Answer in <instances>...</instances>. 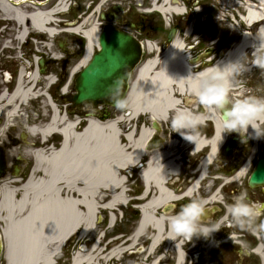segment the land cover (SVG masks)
<instances>
[{
	"label": "bare ground",
	"instance_id": "1",
	"mask_svg": "<svg viewBox=\"0 0 264 264\" xmlns=\"http://www.w3.org/2000/svg\"><path fill=\"white\" fill-rule=\"evenodd\" d=\"M38 1L0 0V16L15 26L17 29L15 39L19 42L29 30L32 33L47 31L49 36L52 35L51 38L59 32L46 29V25L51 26L58 22L56 13L66 8L68 0H56L55 6L49 10L48 5L40 4ZM251 2L255 10L249 8L246 14L248 19L244 20L249 27L248 31L256 24L261 25L256 30L257 36L264 28L263 22H259L264 12V0ZM152 11L165 18L184 13L182 7L173 6L170 0L154 4ZM98 27L99 24L92 22L90 16L82 19L78 25L70 27L68 25L67 32L80 34L85 40L83 56L71 70L70 78L90 61L97 47ZM248 31L242 34L240 43L228 52L226 58L214 65L235 61L248 50L252 52L251 38L255 36ZM189 34L190 27L184 36L187 37ZM141 46L145 53L152 56L135 71V79L124 99L129 113L124 119L120 117L118 120L99 123L93 114L77 132L76 120L68 119L67 113L59 111L55 104L46 101V105L51 106L47 124L41 128L27 129L26 134L39 137L42 144L48 141L49 135L53 132L60 134L61 142L56 150L44 147L25 151L33 159V168L28 180L19 189L10 186L11 183L18 182L17 179L0 180V223L3 224L1 237L5 264H55L62 245L67 243L68 239L72 240L75 235L83 238L98 227L94 219L97 221V214L100 211L118 210V207L127 205L128 198L124 189L128 175L126 172L141 159L144 144L151 135L148 129L143 128L136 134L127 129L133 118L145 116L152 121L166 123L171 121L178 108H186L195 113L197 107L200 114L204 115L202 122L212 123L214 130L212 137L208 140L199 139L196 145L192 143L188 145L194 154L201 149L207 151L196 172L197 181L194 180L181 197L190 198L196 194L199 181L205 177L207 166L213 161L223 142L222 126L214 108L209 110L201 105L192 82L183 79L190 71L200 72L196 66L188 62L189 55L183 41L174 39L160 56L153 55L155 51L152 43L145 42ZM59 57L52 56L53 59ZM37 60L35 57L34 62L37 63ZM23 74L20 70L10 95L0 92V117L5 122L2 124L3 127L2 125V128L0 127V135L6 128V120L16 117L18 109L28 103L31 96L37 95L36 89L40 80L42 78L50 82L53 80L51 76L37 74L36 68L31 76L26 77ZM235 81V76L230 78L229 92L236 90ZM62 93H65V88L62 89ZM255 123L259 127L264 125V117L258 118ZM243 132L254 135L250 126L248 131L243 129ZM174 147L175 144L170 142L166 149L152 153L146 165L139 171L143 186L142 194L138 198L143 204L140 207L141 218L132 235L126 237L120 248L115 247L100 257L102 264H108L111 259L118 258L124 250L131 248L147 229L153 233L149 253L156 249L161 241L169 242L178 237L170 228L169 217L162 214L157 216L166 204L181 199L168 190L169 180L177 175ZM247 167L246 164L235 179L243 177ZM18 191L20 193L17 196ZM206 201V204L218 202L217 193ZM114 218L113 214L110 215L109 228L113 225ZM127 241H130V245L123 247ZM98 248L99 238L87 253L77 250L73 254L71 264H98L100 255ZM177 248L180 251V245L175 247ZM254 253L264 264V251L260 246ZM181 260L182 257L177 256L176 263L180 264Z\"/></svg>",
	"mask_w": 264,
	"mask_h": 264
},
{
	"label": "rangeland",
	"instance_id": "2",
	"mask_svg": "<svg viewBox=\"0 0 264 264\" xmlns=\"http://www.w3.org/2000/svg\"><path fill=\"white\" fill-rule=\"evenodd\" d=\"M161 1L162 0H159L158 3H160ZM244 1L248 2L250 0H195V3L190 6V11L187 10L188 14L183 15V17H185L184 21L181 19V16L175 15L169 17L168 21L169 24H171V20H173L174 23H177L183 27V30H181L179 34H176V38L181 41L184 40L186 51L190 52V55L198 51L194 48L191 49L190 47L197 46V42L199 41L201 50L205 49L206 47H212V45H215L217 49L216 54L217 56H219V54H222V51L220 50L221 48L225 47L224 49L228 51L230 48H232L233 44L235 45L241 39L240 32L241 30H245V26L242 22H240L238 17L243 13V10L240 6L244 4ZM74 2L75 4H73V1L71 3L69 13L61 17L63 21L70 22L71 24L73 23L74 25L76 24V22L79 23L82 21V19L88 18L90 16L92 22H97V12L94 11L95 8H88V5L91 3L89 2V0H74ZM154 14L156 15L154 17L157 19L158 24L163 29V32L160 34L158 33L150 35L148 39H145L142 42L150 41L153 45L158 44L161 48H164L169 45L164 41H166V33L170 26H165V24L167 23V18L156 13ZM229 24H232L230 28L228 26ZM189 26L193 29V33L188 38H185L184 31L188 29ZM98 28L99 30H101V27ZM257 28L258 25H255L253 28H251L250 31L253 33V36H255ZM16 30L17 29L10 21L4 20L0 16V92L5 87L2 74L3 71L8 72L11 77V83L9 85H6L8 91L10 92L15 85V80L20 70L23 71V75L26 77L33 74L35 68L33 59L34 57H38L39 59L40 56L43 55L45 60H50V57H52L53 55L64 57L65 55L63 54V51L59 48V46L61 45L64 49L70 48L74 51L73 57L75 58L71 62L69 69H67V71L63 73V71L60 70L59 65L49 64L46 66V71L48 74L47 76H51L52 78L56 79V84L49 89V94L52 98L53 104H55L56 108L59 111L65 112V110L68 109V105L65 104L66 101H64L62 97L65 95H69L70 97V95L74 94L72 82L73 76L67 87H65V94L61 93V89H63V86L67 84L70 78L71 70L81 59V56L77 57L76 55L79 50V43L81 41H84L85 44V40L76 35L59 34L54 39H50L43 34L33 33V36L37 38V41L32 42L30 40H27V43L25 45L19 47V43L15 39ZM132 34L137 36L136 33ZM38 38L41 41L38 40ZM247 54L249 56L244 57L243 62L247 65V67H251V51L248 50ZM144 56L149 57L151 55L144 53ZM57 60L58 59H55V61L53 60V62L57 63ZM133 75L134 73L132 74V77ZM235 77L237 79L235 81L237 88L236 90L229 92L228 95L230 98L236 100L246 96L264 97V76L262 74L261 68L253 67L251 68V70H249V72H246L245 70L241 71L239 74H236ZM45 82L46 81L43 78L40 80L38 89L36 90L37 95L41 94L44 91ZM126 111V106H124L123 108H117L115 106L114 108H107L105 110V114L109 115L110 118H113L115 115H119L122 112ZM77 113L78 116L82 117L86 113L92 114L94 112L91 106L83 105ZM99 113L100 112L98 110L96 114L100 116ZM50 114V107L46 105V100L44 98H41L36 101H28V103L22 105L18 109V114L16 115V117H12L6 120L7 125L0 135V143L1 146L5 149L8 165H11V160L13 159V157H20V159L23 160V162L20 163L18 167L19 176H6V178L18 180V182L11 183L10 186L19 189V187L28 180L32 172L33 159L30 154L26 153L25 151H33L35 149L49 147L51 146V142H53V148L59 147V143L61 142L60 136H53L51 137V140L48 139V142L42 144L39 137H34L26 134L27 129L44 127L49 120ZM69 118L71 117L69 116L68 119ZM0 119H2V117H0ZM4 123L5 122H3V124ZM9 127L10 129H8ZM8 136L10 138H16L17 142L13 143L9 140ZM22 136L23 139L21 138ZM242 137L245 136L242 135ZM259 155L260 152L256 154V156ZM136 176L138 178V181L136 182V188H134L135 186H132V182L131 180H129L124 189L127 198H131L130 200H133L134 203L138 205L142 204V201H139L137 197L142 194L143 186H141V183L139 181V172ZM188 184L189 182L183 183L182 191L186 189ZM174 189H176V187ZM169 190L171 191V189ZM19 193L20 192L18 191L17 196ZM175 195L177 196V194ZM132 196L136 198L132 199ZM132 211L138 210H136V207L133 208L132 206L130 207L128 205L126 208L118 207V210L100 211L97 214L99 220L98 227L92 230L87 236L83 238L75 235V237L68 242L65 250L63 251V255L60 258L56 259V264H70V259L77 250H80L81 253H87L88 251H90L97 238H99L98 251L100 253L98 264H102L103 262L100 257L105 256L111 249L115 247L120 248L119 246L124 240H126V237H129L134 232L139 220L135 221L131 217L130 212ZM138 213L140 219V212L138 211ZM112 214L117 220L116 223L109 228V217ZM159 214L160 211L157 213V216ZM121 215L123 217H121ZM226 215L227 216H225V214L223 215V218L228 217V219L225 221L226 224L231 223L230 214L227 212ZM169 216L170 215H166L165 217ZM125 219H127L126 222ZM119 221L122 223V227L118 226V224L120 223ZM215 224L216 223L214 222V224H211L210 227L214 226ZM222 225L223 223H220L219 227ZM206 226H209V224H207ZM2 228L3 224L0 223V243H2V247L0 249V264H5L3 258L4 246L1 237ZM116 229H121L124 233L128 234L122 237L121 235L115 233ZM230 229L231 231L228 233V236L230 238V236L233 235L231 241L236 243L235 246L239 248L240 252L241 246L238 245H241V241H243L242 239H244L242 235H245L246 238H249L251 237L250 233L239 226ZM225 230H228L227 226H225ZM248 231L252 232L250 230ZM255 234L257 235V239H255V241L264 240V233ZM152 235L153 233L151 232V230L147 229L144 232L143 236H141L131 248L127 249V252L120 254L118 258L111 259L108 264H177V256L182 257L180 264H216V259L213 255L211 256L210 254L218 246L219 242L217 238H220V236H217L214 233H212L209 239H205L203 237H194L193 240L190 241V243H187L184 240L185 237L176 236V239L170 240L169 242L161 241L158 244L157 248L149 253L147 248L150 245V238L152 237ZM116 236L119 237L118 240H114ZM127 245H130V241H127L122 246L126 247ZM177 245H180V251H178V248L175 249ZM132 251L136 253L134 255H131L130 253ZM250 253L251 252L249 250V245H247L245 255H250V257L253 256ZM237 254H239V259L243 258V255H241L240 253ZM229 258H231L233 261L237 260L233 257V255H230ZM229 258L226 256L222 257V261L226 263L227 260L230 261ZM254 260L255 264H259L257 258H255ZM153 261L155 262L153 263Z\"/></svg>",
	"mask_w": 264,
	"mask_h": 264
},
{
	"label": "flooded vegetation",
	"instance_id": "3",
	"mask_svg": "<svg viewBox=\"0 0 264 264\" xmlns=\"http://www.w3.org/2000/svg\"><path fill=\"white\" fill-rule=\"evenodd\" d=\"M91 2L88 7H94L98 9L96 19L98 20L101 28L114 27L117 29H124L131 33H136V38L139 41H143L148 39L150 35L160 34L163 32V29L158 24L157 19L154 17L155 14L148 13L152 10L151 5L158 4L159 0H89ZM181 2L186 7V10L190 11V6L195 3V0H181ZM151 8V9H150ZM140 9V11H139ZM139 11V12H138ZM146 11V12H144ZM183 21L185 17L181 18ZM169 29L166 33V41L168 42L169 35L172 33V36L175 34H179L183 27L177 23H174L171 20V24L169 25ZM203 45V44H202ZM199 41L197 42V46L193 48L198 50L194 53V56H199L202 54L203 50H201ZM213 54L216 52L215 45L212 46ZM74 51H70L67 49V55L59 62H49V64L59 65L60 70L65 73L69 68L71 62L73 61ZM147 57L144 56V53L141 57V62L144 61ZM200 66L205 65V60H202L199 63ZM135 79V76L130 78L129 81V89ZM78 109H72L71 106H68L67 113L70 115L77 114ZM219 119V118H218ZM220 120V119H219ZM205 124L204 127H199L198 130L200 132V139H209L213 135V126L211 122H203ZM128 129L131 130L134 134L138 133L141 129H148L151 131V135L148 140L144 144L143 155L141 159H139L134 167L130 169V180L132 182V186L136 188V182L138 181L137 173L146 165L148 157L158 151H162L166 149L170 142L175 144L174 152L177 167V176L171 177L169 180V186L172 188V191L177 194L179 197L183 195L182 186L183 183H187L190 179L194 178L189 176V171L196 172L199 169L201 160L206 156V149H203L199 153H192L188 147L189 142L184 140L178 133H176L175 129L171 126V121L163 123L159 121L153 122L150 118L141 116L138 118H133L127 125ZM223 136H224V145L229 146L228 152H225L223 148L218 151L217 155L207 166L205 176L207 179L202 183L203 188H201L195 196L192 198H184L181 197V200L177 203H173L169 206L171 209V214L174 211H179L180 207L186 204L189 200L200 197L209 199L217 193L218 202H211L205 205L208 213L204 216L205 219H210L208 224H213L224 212L223 206L227 204H231L233 202V198L238 195L240 192H247L248 198L250 201L256 202H264V187L249 189L247 186L246 178L239 180L237 183L228 184L226 181H231L241 165L246 160L247 156L250 153L254 152L253 144L246 134L243 133L242 129L238 132H229V130L225 129L222 126ZM244 135L245 137H242ZM233 138H237V140L233 141ZM264 138L260 139V142L256 145V154L260 152V155L255 157H262L264 154ZM205 141V140H204ZM255 163H253L254 166ZM140 181V180H139ZM141 183V181H140ZM220 185V187H218ZM176 187V189H174ZM138 192V191H137ZM135 195V194H134ZM230 195V196H229ZM227 199H226V198ZM231 199V200H230ZM162 212V209L160 211ZM264 219V216L258 218V220ZM233 227H237L236 223L231 224ZM248 233L247 228H243ZM116 233L119 231L115 230ZM231 231L229 228L225 230L222 226L219 231L214 232L218 237V246L215 250L210 254L213 255L216 264H255V257L245 254L242 259H239V254H237V247H235L231 243H227L228 233ZM247 233V235H248ZM243 236V241L249 245V249L256 245L255 239L249 237L246 238ZM246 238V239H245ZM220 239V241H219ZM124 242V241H123ZM122 242V243H123ZM121 243V244H122ZM261 245V249L264 250V240L259 242ZM131 255H134L132 253ZM233 255L237 260L233 261L230 257ZM228 257L230 259L227 260L226 263L222 261V257ZM233 258V259H234ZM260 263V261H258Z\"/></svg>",
	"mask_w": 264,
	"mask_h": 264
},
{
	"label": "clouds",
	"instance_id": "4",
	"mask_svg": "<svg viewBox=\"0 0 264 264\" xmlns=\"http://www.w3.org/2000/svg\"><path fill=\"white\" fill-rule=\"evenodd\" d=\"M253 51L251 52L252 65L264 69V28L259 34L251 38ZM247 53L242 54L235 61L216 64L205 72H189L183 79L190 80L197 93L199 103L205 108L219 110L221 125L229 132L247 130L249 126L254 135L249 138L260 139L264 137V129H261L255 121L264 117V97L246 96L231 101L229 98L230 78L247 69L243 62ZM117 108H123L126 101L117 98L113 101ZM204 118L203 114L190 112L186 108H178L171 119V126L184 140L196 145L200 139L198 130ZM207 201L204 198L195 197L182 205L179 211H174L169 216L171 230L178 236L185 238L209 239L213 232L219 231L218 225L206 226L202 221L206 212ZM227 211L235 223L242 228H247L253 233H264V202H253L248 198L247 192H240L233 198V202L227 205ZM247 245L241 241L240 254L244 255Z\"/></svg>",
	"mask_w": 264,
	"mask_h": 264
},
{
	"label": "water",
	"instance_id": "5",
	"mask_svg": "<svg viewBox=\"0 0 264 264\" xmlns=\"http://www.w3.org/2000/svg\"><path fill=\"white\" fill-rule=\"evenodd\" d=\"M140 56L139 44L131 35L114 28L101 31L98 36V50L75 76V94L70 100L73 107L83 104H90L93 109L99 105L115 106L113 101L125 95L129 74L139 62ZM39 66L40 73H44L43 61L39 62ZM17 172L18 169L14 167L12 174L16 175ZM7 175L6 153L0 146V180ZM263 184L264 157L257 160L248 179L250 187Z\"/></svg>",
	"mask_w": 264,
	"mask_h": 264
},
{
	"label": "trees",
	"instance_id": "6",
	"mask_svg": "<svg viewBox=\"0 0 264 264\" xmlns=\"http://www.w3.org/2000/svg\"><path fill=\"white\" fill-rule=\"evenodd\" d=\"M134 218L137 219V214L134 215Z\"/></svg>",
	"mask_w": 264,
	"mask_h": 264
}]
</instances>
